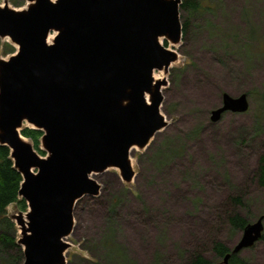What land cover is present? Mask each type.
Listing matches in <instances>:
<instances>
[{"label":"water","instance_id":"95a60500","mask_svg":"<svg viewBox=\"0 0 264 264\" xmlns=\"http://www.w3.org/2000/svg\"><path fill=\"white\" fill-rule=\"evenodd\" d=\"M27 1L23 9L0 5V37L17 46L0 58V144L11 149L28 203L12 216L23 264H66L76 204L101 190L92 174L115 167L132 182L130 151L145 149L168 125L160 110L167 81L154 70L166 73L178 60L162 39L181 42L182 0ZM248 107L246 94L224 93L211 119ZM30 126L43 131L44 156L22 134ZM263 229V217L248 223L233 252Z\"/></svg>","mask_w":264,"mask_h":264},{"label":"rangeland","instance_id":"374dc122","mask_svg":"<svg viewBox=\"0 0 264 264\" xmlns=\"http://www.w3.org/2000/svg\"><path fill=\"white\" fill-rule=\"evenodd\" d=\"M199 1L192 15L180 9L181 22L188 19L181 42L162 39L178 60L166 73L154 70L167 81L160 110L168 125L145 149L130 151L132 182L115 167L92 174L101 190L76 204L66 264H183L195 252L215 260V240L232 250L244 235L229 222L233 210L264 224V188L255 177L264 152V0ZM27 2L0 5L23 9ZM16 50L0 37V58ZM224 93L246 94L249 107L213 121ZM240 195L243 205H235ZM7 212L18 242L12 216L19 209L13 203ZM262 236L238 252L250 264H264V229Z\"/></svg>","mask_w":264,"mask_h":264},{"label":"trees","instance_id":"16d2710c","mask_svg":"<svg viewBox=\"0 0 264 264\" xmlns=\"http://www.w3.org/2000/svg\"><path fill=\"white\" fill-rule=\"evenodd\" d=\"M202 7L199 0H182L180 9L187 11L192 15ZM183 34L188 27V19L182 21ZM11 48L7 53L14 51V46L6 44ZM5 45V47H6ZM7 48V47H6ZM22 134L29 138L35 149L41 154L46 152L41 149V138L43 131L33 127H25ZM168 156L164 155L163 159ZM255 177L260 186L264 188V152L259 156L258 168ZM23 177L14 166L11 156V149L5 144H0V264H23L24 250L17 242V229L14 221L10 218L7 208L15 203L21 211L28 210L27 201L19 195ZM235 205H243L242 196L233 197ZM230 224L237 229H244L250 222V219L242 216L238 211L233 210L228 216ZM263 237V236H262ZM212 250L215 260H210L201 252H195L183 264H210L212 262L222 261L227 253H231L228 264H250V262L233 252L230 246L220 240H215L212 244Z\"/></svg>","mask_w":264,"mask_h":264},{"label":"bare ground","instance_id":"6f19581e","mask_svg":"<svg viewBox=\"0 0 264 264\" xmlns=\"http://www.w3.org/2000/svg\"><path fill=\"white\" fill-rule=\"evenodd\" d=\"M50 40H51V39H50ZM155 76H156V75H155ZM156 78L158 79V78H159V76H156V77H155V79H156Z\"/></svg>","mask_w":264,"mask_h":264}]
</instances>
